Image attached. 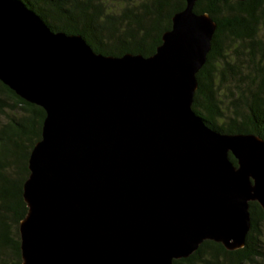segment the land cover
<instances>
[{"label": "water", "instance_id": "obj_1", "mask_svg": "<svg viewBox=\"0 0 264 264\" xmlns=\"http://www.w3.org/2000/svg\"><path fill=\"white\" fill-rule=\"evenodd\" d=\"M185 1L153 54L113 56L0 0V80L46 112L22 264H173L205 240L246 245L250 202L264 210V138L193 110L218 23Z\"/></svg>", "mask_w": 264, "mask_h": 264}, {"label": "trees", "instance_id": "obj_2", "mask_svg": "<svg viewBox=\"0 0 264 264\" xmlns=\"http://www.w3.org/2000/svg\"><path fill=\"white\" fill-rule=\"evenodd\" d=\"M53 31L80 34L94 51L149 56L172 26L185 0H22ZM194 10L218 23L193 110L211 128L264 138V0H198ZM0 264H22L19 224L27 213L23 185L30 153L42 136L45 110L27 102L0 80ZM236 164V159L230 154ZM252 226L243 248L229 251L205 240L173 264L264 262V210L250 202Z\"/></svg>", "mask_w": 264, "mask_h": 264}, {"label": "rangeland", "instance_id": "obj_3", "mask_svg": "<svg viewBox=\"0 0 264 264\" xmlns=\"http://www.w3.org/2000/svg\"><path fill=\"white\" fill-rule=\"evenodd\" d=\"M0 120L2 121V120H6V118L3 116V115H0ZM255 264H264V262H262V261H258V262H256Z\"/></svg>", "mask_w": 264, "mask_h": 264}]
</instances>
